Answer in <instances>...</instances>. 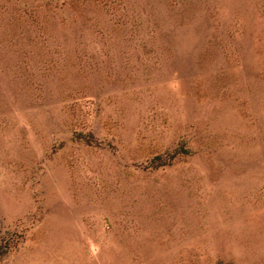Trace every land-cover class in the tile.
Returning a JSON list of instances; mask_svg holds the SVG:
<instances>
[{
    "label": "rangeland",
    "instance_id": "rangeland-1",
    "mask_svg": "<svg viewBox=\"0 0 264 264\" xmlns=\"http://www.w3.org/2000/svg\"><path fill=\"white\" fill-rule=\"evenodd\" d=\"M0 264H264V0H0Z\"/></svg>",
    "mask_w": 264,
    "mask_h": 264
}]
</instances>
